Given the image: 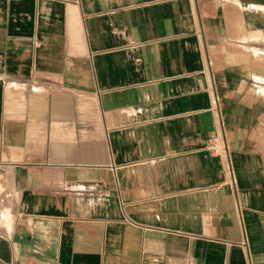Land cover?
I'll list each match as a JSON object with an SVG mask.
<instances>
[{"label": "crops", "instance_id": "1", "mask_svg": "<svg viewBox=\"0 0 264 264\" xmlns=\"http://www.w3.org/2000/svg\"><path fill=\"white\" fill-rule=\"evenodd\" d=\"M0 264H264V0H0Z\"/></svg>", "mask_w": 264, "mask_h": 264}]
</instances>
